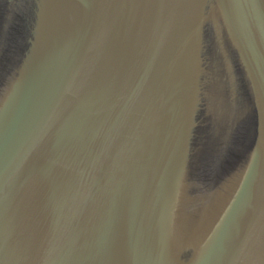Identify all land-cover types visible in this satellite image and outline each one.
I'll list each match as a JSON object with an SVG mask.
<instances>
[{"label": "water", "instance_id": "obj_1", "mask_svg": "<svg viewBox=\"0 0 264 264\" xmlns=\"http://www.w3.org/2000/svg\"><path fill=\"white\" fill-rule=\"evenodd\" d=\"M0 264H264V0H0Z\"/></svg>", "mask_w": 264, "mask_h": 264}]
</instances>
